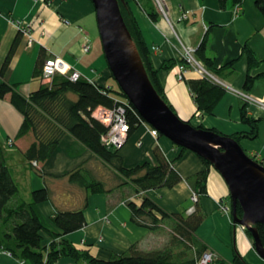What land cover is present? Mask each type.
I'll list each match as a JSON object with an SVG mask.
<instances>
[{
  "label": "crops",
  "instance_id": "0c3cea01",
  "mask_svg": "<svg viewBox=\"0 0 264 264\" xmlns=\"http://www.w3.org/2000/svg\"><path fill=\"white\" fill-rule=\"evenodd\" d=\"M226 4L220 7L217 0H163L164 10H159L156 22L132 1L130 8L151 52L154 68L159 70L166 100L175 114L192 126H203L231 136L249 131V127L241 122L240 112L246 105L249 116L260 119L259 136L255 140H240L239 144L247 155L256 157L264 165V109L257 104L264 103V17L253 0H244L241 5H234L231 1ZM94 15L91 0H0V67L14 39L21 35L4 80L27 97L42 84L41 77L33 76L35 66L60 57L69 66V71L77 72L90 82L110 86L113 78L104 53H92L96 26ZM183 15L188 18L183 19ZM24 27L28 28V34L22 32ZM205 35L208 39L207 54L220 69V78L211 80L226 89L212 116L197 113L185 83L201 78L196 71L189 70L180 80L177 64L169 70L162 69L171 61H180L184 48L196 50ZM86 38L90 43L88 52L83 50ZM247 48L256 60L255 66H249L245 54ZM247 76L252 80L248 85ZM244 95L254 103L244 101ZM9 98L10 95H6L0 99V145L5 149L6 164L12 169L20 198L30 202L32 191L42 189L44 184L49 188L51 200L37 206L42 220L49 227L52 228L50 218L57 210L76 211L86 205V225L65 238L77 249L87 250L99 260H108L112 254L122 255L135 243L143 251L155 250L166 243L169 227L162 229L165 233H150L146 228L131 223L128 203L139 202L132 185L116 189L119 186L116 175L70 135L62 138L48 160L37 165L46 180L39 177L35 167L22 156L34 137L30 134L16 138L22 115ZM152 130L151 126L143 123L119 148V155L127 168L145 161L155 163L156 147L168 160L176 158L178 150L174 144L164 136H154ZM80 166H85L106 185L107 190L112 191L109 194H90L70 183L67 175ZM175 169L183 180L174 188L146 191L143 195L170 214L184 212L187 215L195 205L192 189L185 179L202 171L204 165L196 154L188 150ZM208 170L207 194L200 200L205 218L195 235L207 251L213 252L226 264L233 262L235 253L242 256L247 264H264L255 251L252 238L243 227L232 221L229 192L221 175L212 167ZM49 242L50 238L45 235L42 245ZM0 264L22 263L0 250ZM58 264L75 263L71 258H62Z\"/></svg>",
  "mask_w": 264,
  "mask_h": 264
},
{
  "label": "trees",
  "instance_id": "16d2710c",
  "mask_svg": "<svg viewBox=\"0 0 264 264\" xmlns=\"http://www.w3.org/2000/svg\"><path fill=\"white\" fill-rule=\"evenodd\" d=\"M131 1L146 12L153 22L158 20L159 9L153 0H124L119 3L122 18L130 32L132 41L136 44L151 84L170 110L174 112L172 105H169L166 100L159 70L154 68L151 52L130 8ZM217 1L220 7H225L229 1L234 5H241L244 0ZM253 2L264 17V0H253ZM206 36L203 37L201 44L195 50V59L203 65L213 79L218 80L220 69L215 67L214 59L207 54L208 39ZM20 40L21 35L18 34L0 67V79L2 80L0 99L10 95L9 101L22 115V124L16 138L26 137L30 134L34 137V141L30 143L28 149L22 152L24 159L35 167L39 177L46 180L37 165L48 160L59 146L62 138L70 135L116 175L119 185L116 189L132 185L138 195L139 202L128 203L131 223L139 228H146L150 233H154V231L165 233L162 230L165 227H169L170 232L166 243L155 250L143 251L135 243L127 252L122 255L112 254L108 260H99L87 250L77 249L65 237L86 225L84 217L86 205L76 211L57 210L50 218L52 228L49 227L42 220L37 209L39 204L51 200L49 188L44 184L42 189L32 191L30 202L20 198V189L13 177L12 169L6 164L5 149L0 145V250L13 255L22 264H58L62 258H71L75 264H201V257L209 251L195 233L205 218L200 200L207 194L206 180L208 169L211 167L210 163L197 156L203 163L204 169L185 179L197 198V201L193 202L195 205L193 212L185 215L184 212L170 214L163 210L154 200L152 201L143 194L146 191L157 189H172L180 183L183 179L176 171L175 166L188 150L174 145L178 154L173 160H168L163 152L156 147L154 149L155 163L145 161L140 165L127 168L119 155V148L117 149L103 140L108 132L107 125L95 116V112L105 108L116 110L126 101L127 106H123L128 129L126 140L145 121L129 102L127 96L123 94L113 76L114 86H102L95 81H88L83 76L73 81L70 78L73 72L68 71L64 75L56 74L49 85L41 84L38 90L23 97L15 86L9 85L4 80L7 67L13 59ZM245 54H247L249 66H255L256 60L248 48L245 49ZM175 64L185 65L186 60L171 61L169 64L163 65L162 69L169 70ZM42 70L43 65L37 64L33 72L34 78L41 77ZM211 79L201 77L185 82L197 113L203 116L204 114L214 115L216 106L226 93L224 87ZM251 82L252 80L247 76V85ZM240 113L241 122L249 127V131L231 135L238 144L243 139L255 140L258 138L260 121V119L257 120L249 116L246 105L242 107ZM199 127L205 129L203 126ZM212 131L221 134L217 130L212 129ZM157 136L161 137L162 135L157 133ZM248 157L260 163L256 157L249 155ZM67 176L70 183L76 184L86 193L109 194L112 191L111 189L107 190L106 185L96 179L85 166H80ZM228 199L230 201V198ZM235 212L238 217H242L243 212L239 205ZM257 231L264 246V226L257 225ZM246 233L249 234L247 231ZM45 235L50 238V242L43 246L42 241ZM249 236L251 237V234ZM209 264L226 263L214 255ZM231 264H247V262L242 256L235 253Z\"/></svg>",
  "mask_w": 264,
  "mask_h": 264
},
{
  "label": "water",
  "instance_id": "95a60500",
  "mask_svg": "<svg viewBox=\"0 0 264 264\" xmlns=\"http://www.w3.org/2000/svg\"><path fill=\"white\" fill-rule=\"evenodd\" d=\"M124 0H91L111 75L145 123L174 145L208 161L225 181L234 224L243 227L264 260L257 225L264 226V165L256 162L231 136L181 120L157 94L121 15ZM237 205L243 215L238 217Z\"/></svg>",
  "mask_w": 264,
  "mask_h": 264
},
{
  "label": "built area",
  "instance_id": "2783aa9c",
  "mask_svg": "<svg viewBox=\"0 0 264 264\" xmlns=\"http://www.w3.org/2000/svg\"><path fill=\"white\" fill-rule=\"evenodd\" d=\"M163 0H157V3H155L156 7H158L159 10H164V6H162ZM183 19H187L188 17L183 15ZM22 32L28 34L29 30L28 28L24 27L22 28ZM83 50L85 52H88L90 50V43L89 39L86 38L84 42ZM152 50H155L154 47L151 48ZM184 54L183 58L186 60V64L184 65H178L177 70H178V77L179 79L184 78V74L188 72L189 70H194L200 77H209L213 78L211 74L206 71V69L201 65L196 59H195V49L192 47L190 48H184ZM69 66L66 65V63L61 59L60 57L54 58V59H48L46 63L43 65V70L41 74L42 78V84L43 85H49L54 76L56 74H66L69 71ZM80 75L77 72H73L70 75L71 80L76 81L79 79ZM244 101L254 103V101L248 96L244 95L243 96ZM257 103V102H256ZM264 109V103H257ZM122 105V104H121ZM123 106H127V102L120 106L117 107L116 110H110V109H99L95 112V116L100 119L105 125H107V130L108 132L104 136L103 140L107 141L111 146L115 148H121L126 142V137H127V123H126V118L124 117V108ZM152 134L154 136H157V131L154 129L152 130ZM192 201L196 202L197 198L193 194L192 196ZM223 207V205L221 204ZM223 209H225L223 207ZM194 209L189 210L190 212H193ZM227 210V208H226ZM214 253L209 252L204 254L201 258V264H209L213 260Z\"/></svg>",
  "mask_w": 264,
  "mask_h": 264
},
{
  "label": "rangeland",
  "instance_id": "374dc122",
  "mask_svg": "<svg viewBox=\"0 0 264 264\" xmlns=\"http://www.w3.org/2000/svg\"><path fill=\"white\" fill-rule=\"evenodd\" d=\"M154 3H157V0H153ZM162 3V2H161ZM94 20H96V15H94ZM93 37V36H92ZM92 41L94 42V49L92 51V53H94L95 51H98V52H103V49H102V42L100 41V35H99V31L97 29V20H96V26H95V33H94V38L92 39ZM110 85H113L114 86V81L111 79L110 80ZM215 170V169H214ZM217 174H219L217 171H216ZM220 176V174H219ZM221 177V176H220ZM222 179V178H221ZM223 180V179H222ZM224 181V180H223ZM225 182V181H224ZM226 184V183H225ZM227 186V185H226ZM227 191H228V188H227ZM229 192V191H228Z\"/></svg>",
  "mask_w": 264,
  "mask_h": 264
}]
</instances>
